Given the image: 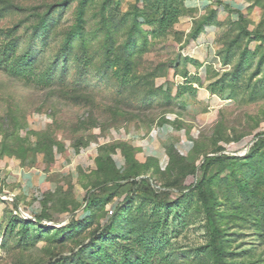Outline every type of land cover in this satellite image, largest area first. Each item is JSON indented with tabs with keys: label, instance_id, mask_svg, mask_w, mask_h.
<instances>
[{
	"label": "rangeland",
	"instance_id": "1",
	"mask_svg": "<svg viewBox=\"0 0 264 264\" xmlns=\"http://www.w3.org/2000/svg\"><path fill=\"white\" fill-rule=\"evenodd\" d=\"M210 1L0 0V183L50 184L0 196V264H217L210 156L223 262L264 264V0ZM161 126L192 150L158 167L126 136Z\"/></svg>",
	"mask_w": 264,
	"mask_h": 264
},
{
	"label": "crops",
	"instance_id": "2",
	"mask_svg": "<svg viewBox=\"0 0 264 264\" xmlns=\"http://www.w3.org/2000/svg\"><path fill=\"white\" fill-rule=\"evenodd\" d=\"M225 4L232 10L241 9V6H238L233 2H226ZM184 5L187 9H198L199 11H203L211 6V1L185 0ZM126 139L129 141V144L139 149V153L142 156L145 158L156 159L160 167L164 166L167 161L165 153V147L167 145L173 144L177 153L183 157H186L192 150L190 142H187L185 139L181 140V138L176 140L165 126H161L160 128L145 134L130 133L126 136ZM121 159L123 158L121 157ZM119 165L120 164H117V167H119ZM3 171V167L0 166L1 176L4 173ZM5 171L6 173L8 172V174H5L6 177H8V181H5L4 185L0 183V196H9L10 198H13L15 195L22 197H38L39 194L50 190V184L47 181L46 174L38 168L28 170L6 168ZM14 182L16 183L17 188L15 191L11 192V186L9 183Z\"/></svg>",
	"mask_w": 264,
	"mask_h": 264
},
{
	"label": "trees",
	"instance_id": "3",
	"mask_svg": "<svg viewBox=\"0 0 264 264\" xmlns=\"http://www.w3.org/2000/svg\"><path fill=\"white\" fill-rule=\"evenodd\" d=\"M185 2V0H182ZM165 15V14H164ZM166 16V15H165ZM169 19L172 18V16H168ZM163 23V21H162ZM252 35V34H250ZM254 37H256V39L258 40H264V35L262 34H259V33H255L253 34ZM264 148V136L262 137H258L256 142L253 144L252 148L250 149L248 155L249 157H253V155H255L257 152H259L261 149ZM165 153H166V156L169 158V156L173 155V154H177L179 157H183V156H180L176 149H175V146L173 144H169L165 147ZM188 156V155H187ZM184 158V157H183ZM150 159V158H148ZM230 158L228 157H225V156H210V157H205L203 159V162L201 163L200 165V171L202 173V180L201 182H199L197 184V186H195L197 192H198V195H199V198H200V203H201V206L203 208V211H204V214L206 216V221L208 223V225L210 226V230H211V238H210V249H211V252L212 254L216 257L217 259V264H224L223 262V251L220 247H218L217 243H218V238L220 237L219 235V232L217 230V228L215 227V222H214V217L212 215V213L210 212V208H209V205H208V201H207V198L205 196V193L203 192L202 190V183H203V180L205 179L208 171L214 167V166H217V165H220L221 163L225 162V160H228ZM233 161H242L238 158H231ZM154 162H156V164L158 165L159 167V164H158V161L156 159H150ZM240 165H245V164H240ZM97 201L94 200V199H90L86 202L85 206H84V210L82 212V220L86 221V220H89V218H91V209L97 205ZM33 216L35 217L36 215L33 214ZM111 216H113V211H112V214ZM116 219V215L114 216ZM42 220V218L40 216H36L35 217V220L34 222L36 223H40ZM22 224H23V227H25L26 225L30 224L31 222H29L28 220H25V219H22ZM119 229L123 232L127 231L128 230V226L126 223H121L119 224ZM111 228L110 227H107L105 230H104V233L103 235H109L111 234L110 232ZM119 237V236H118ZM99 244L102 245L103 244V241H99ZM132 251H136L135 249H133Z\"/></svg>",
	"mask_w": 264,
	"mask_h": 264
},
{
	"label": "built area",
	"instance_id": "4",
	"mask_svg": "<svg viewBox=\"0 0 264 264\" xmlns=\"http://www.w3.org/2000/svg\"><path fill=\"white\" fill-rule=\"evenodd\" d=\"M8 196H6V198H7ZM9 199H10V197H8ZM112 214V211H110L109 212V215H111ZM23 215H25V214H23ZM27 216V215H26Z\"/></svg>",
	"mask_w": 264,
	"mask_h": 264
},
{
	"label": "water",
	"instance_id": "5",
	"mask_svg": "<svg viewBox=\"0 0 264 264\" xmlns=\"http://www.w3.org/2000/svg\"><path fill=\"white\" fill-rule=\"evenodd\" d=\"M29 219V217H27Z\"/></svg>",
	"mask_w": 264,
	"mask_h": 264
}]
</instances>
